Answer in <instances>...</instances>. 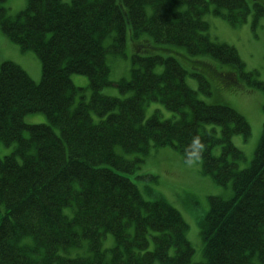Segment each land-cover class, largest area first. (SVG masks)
<instances>
[{
  "label": "trees",
  "instance_id": "obj_1",
  "mask_svg": "<svg viewBox=\"0 0 264 264\" xmlns=\"http://www.w3.org/2000/svg\"><path fill=\"white\" fill-rule=\"evenodd\" d=\"M1 1V33L35 52L41 77L35 83L14 62L0 63V140L15 143L0 158V264H264V118L252 159L238 168L244 156L231 138L247 137L249 124L229 104L199 99L181 64H190L203 92L211 82L232 89L243 81L264 93V81L244 71L232 46L212 40L202 19L213 3V13L243 22L246 1L27 0L14 16ZM254 2L264 17V0ZM127 41L129 76L113 82L107 56L127 57ZM201 55L216 62L191 58ZM73 73L88 78L87 99ZM113 84L123 96L101 92ZM149 101L178 117L145 118ZM32 112L44 113L48 123H25ZM204 124L217 125L220 134ZM194 138L203 145L201 172L219 185L230 182L233 194L209 197L199 230L204 260L190 263L193 248L180 214L160 196H141L122 174L141 159L126 160L118 150L141 155L169 146L188 160ZM107 233L115 244L103 249ZM83 241V255L60 252Z\"/></svg>",
  "mask_w": 264,
  "mask_h": 264
},
{
  "label": "rangeland",
  "instance_id": "obj_2",
  "mask_svg": "<svg viewBox=\"0 0 264 264\" xmlns=\"http://www.w3.org/2000/svg\"><path fill=\"white\" fill-rule=\"evenodd\" d=\"M26 1L2 0L1 4L7 8V12L11 16H14L25 7ZM206 1L208 2V0ZM245 1L249 11L243 22L232 24L224 16L213 13V3H208V11L203 13L202 19L209 25L206 32L208 36L218 43L235 48L240 60L244 63V71H252L255 73L254 79L264 81V17L259 16L253 9L254 0ZM179 8L183 10L184 5ZM148 13H150V8H148ZM140 37L145 38L144 34ZM109 41L110 38H107L105 44ZM126 52L128 54L127 57L120 55L107 56V63L110 67L109 77L113 82L129 76L131 66L129 41H127ZM191 58L216 62L213 58L203 55L191 56ZM5 60L19 65L33 82H39L41 63L35 52L29 49L22 50L18 44L9 40L0 31V63ZM181 64L187 70L185 73L186 84L196 91L199 99L208 104L227 103L239 112L249 124L250 134L247 137L241 134H234L231 138L233 145L241 150L244 156L243 159L237 161L238 168L247 167L253 157L254 149L261 134L264 118L263 91L239 81V86L232 89L223 84L216 85L211 82L209 92L206 93L198 89L197 79L190 74V64L184 61H181ZM221 68L225 69L227 65H222ZM161 71L162 64H159L155 67V72L160 73ZM70 78L75 86L83 88V96L87 99L90 95L88 78L77 73L71 74ZM101 92L109 96H123L114 84L104 87ZM185 110L188 111L187 108ZM155 112L158 113L161 119L178 117L179 115V113L166 109L159 101L147 102L144 111L145 118ZM93 116L95 117L94 114ZM23 119L27 124L48 123L45 114L42 112L27 113ZM204 126L206 128L214 126L217 130L216 135L220 134L217 125L204 124ZM24 135L26 136L27 132H24ZM14 146V142L5 145L0 140V158L12 152ZM220 151L219 145L212 149L214 155H219ZM118 152L126 160L140 157L141 162L137 163V167L130 172L122 174L136 184L145 200H152L160 196L180 213L187 227L185 237L193 248L190 263L203 261V241L199 230L200 223L209 209V197L230 198L232 196L231 183L227 185L217 184L209 174L201 172L200 159L190 164L188 160H183L178 151L169 146L151 148L148 153L141 155L136 152L123 153L120 149ZM64 212L69 215V208H65ZM131 231L132 228H129V232ZM114 244L115 241L112 234L107 233L101 241V248L110 249ZM60 252L68 256L83 255L86 253V242L83 241L80 247L69 248L66 251L60 250ZM254 262H257L256 258Z\"/></svg>",
  "mask_w": 264,
  "mask_h": 264
},
{
  "label": "clouds",
  "instance_id": "obj_3",
  "mask_svg": "<svg viewBox=\"0 0 264 264\" xmlns=\"http://www.w3.org/2000/svg\"><path fill=\"white\" fill-rule=\"evenodd\" d=\"M191 149L192 151H189L187 153L189 159H188V163H194L196 160H198L200 158V155L203 151V145L200 142L199 138H194L192 145H191Z\"/></svg>",
  "mask_w": 264,
  "mask_h": 264
},
{
  "label": "bare ground",
  "instance_id": "obj_4",
  "mask_svg": "<svg viewBox=\"0 0 264 264\" xmlns=\"http://www.w3.org/2000/svg\"><path fill=\"white\" fill-rule=\"evenodd\" d=\"M235 49V48H234ZM237 52V51H236ZM238 54V53H237ZM239 56V55H238ZM251 72V71H250ZM230 183V182H229ZM228 184V183H227ZM227 184H225V185H227ZM215 197H219V196H215ZM220 198H222V197H220ZM222 199H224V198H222ZM229 199V198H228Z\"/></svg>",
  "mask_w": 264,
  "mask_h": 264
}]
</instances>
